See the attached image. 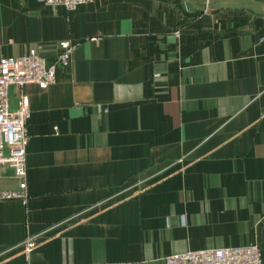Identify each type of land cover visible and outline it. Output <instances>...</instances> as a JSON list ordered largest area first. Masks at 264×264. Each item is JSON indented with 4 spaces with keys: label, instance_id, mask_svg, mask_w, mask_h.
Returning <instances> with one entry per match:
<instances>
[{
    "label": "crops",
    "instance_id": "obj_1",
    "mask_svg": "<svg viewBox=\"0 0 264 264\" xmlns=\"http://www.w3.org/2000/svg\"><path fill=\"white\" fill-rule=\"evenodd\" d=\"M263 37L264 0H0V60L74 47L49 89L9 90L31 110L27 195L0 202V264L250 244L264 264ZM18 188L0 166V190Z\"/></svg>",
    "mask_w": 264,
    "mask_h": 264
},
{
    "label": "built area",
    "instance_id": "obj_2",
    "mask_svg": "<svg viewBox=\"0 0 264 264\" xmlns=\"http://www.w3.org/2000/svg\"><path fill=\"white\" fill-rule=\"evenodd\" d=\"M47 7H64L72 11L88 5L93 0H40ZM177 40L182 38V29L174 31ZM264 40V37H263ZM61 53L54 64H49L46 56L31 49L21 57H7L0 60V166L13 169L19 180L17 190H0V202L24 199L27 195V146L29 136L27 123L31 115L28 99L22 95L19 107L12 109L9 90L37 85L46 90L57 81V67L69 68L74 47L69 41L60 44ZM36 243H26L28 252L36 248ZM166 264H262L261 251L257 245L201 249L170 255Z\"/></svg>",
    "mask_w": 264,
    "mask_h": 264
}]
</instances>
